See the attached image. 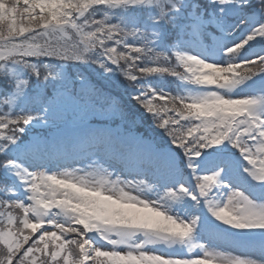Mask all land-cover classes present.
<instances>
[{
  "label": "snow or ice",
  "instance_id": "6c2138e0",
  "mask_svg": "<svg viewBox=\"0 0 264 264\" xmlns=\"http://www.w3.org/2000/svg\"><path fill=\"white\" fill-rule=\"evenodd\" d=\"M0 264H264V0H0Z\"/></svg>",
  "mask_w": 264,
  "mask_h": 264
},
{
  "label": "rangeland",
  "instance_id": "374dc122",
  "mask_svg": "<svg viewBox=\"0 0 264 264\" xmlns=\"http://www.w3.org/2000/svg\"><path fill=\"white\" fill-rule=\"evenodd\" d=\"M98 120L100 122V124H97L95 121ZM114 122H112L110 125L107 121L105 120H100V119H93L91 122H90V125L89 127H92V128H104V127H111L113 128L114 127ZM117 127V125L113 128L115 129ZM54 137L56 135H74L75 134V131L74 129L69 126L67 128H61L59 132H52L51 133ZM67 148L71 149L74 147V145L69 141L66 145H65ZM69 168L71 166H68ZM49 170H57V171H62V170H65V166H61L60 168L58 169H49Z\"/></svg>",
  "mask_w": 264,
  "mask_h": 264
},
{
  "label": "trees",
  "instance_id": "16d2710c",
  "mask_svg": "<svg viewBox=\"0 0 264 264\" xmlns=\"http://www.w3.org/2000/svg\"><path fill=\"white\" fill-rule=\"evenodd\" d=\"M79 70H80L81 72H85V73H87V72H90L92 69L87 68V67H80Z\"/></svg>",
  "mask_w": 264,
  "mask_h": 264
}]
</instances>
